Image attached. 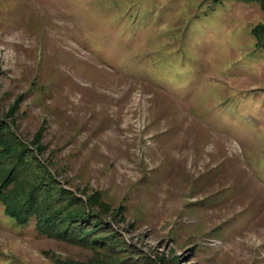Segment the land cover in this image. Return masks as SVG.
<instances>
[{
    "label": "rangeland",
    "instance_id": "374dc122",
    "mask_svg": "<svg viewBox=\"0 0 264 264\" xmlns=\"http://www.w3.org/2000/svg\"><path fill=\"white\" fill-rule=\"evenodd\" d=\"M262 24L256 1L0 0V147L31 161L0 193L43 174L87 215L19 222L0 194V264H264Z\"/></svg>",
    "mask_w": 264,
    "mask_h": 264
},
{
    "label": "trees",
    "instance_id": "16d2710c",
    "mask_svg": "<svg viewBox=\"0 0 264 264\" xmlns=\"http://www.w3.org/2000/svg\"><path fill=\"white\" fill-rule=\"evenodd\" d=\"M242 1H248V2L256 1L261 5L262 9L264 10V0H242ZM253 33L257 39V47L264 48V24L256 26L253 30ZM2 144L0 147V165L4 161L5 157H10V155L15 157V159H13V161L11 162L12 166L8 167L10 170H9V174L7 177H9L10 175L12 176L16 175L15 170L17 167L22 166V165H30L31 161L29 160V158H27L26 153H23L21 150H18L14 154H9V153L6 154L7 152L6 146L4 144L2 146ZM32 167H38V166L37 164H34L31 166V168ZM42 175L43 174H41V176ZM41 176L39 175L35 181L33 180L34 182L32 184H29V189H25L23 194H21L20 198H17V199L14 198L13 202L10 201V198L14 196L15 193H18V191H20L19 186L17 188L15 186L14 188H12V190L8 189L9 190L8 192L4 191L0 193L3 195V201H4V204L7 206L8 212L11 215H13L19 222H27L30 219V216L35 213L37 214L38 217H40L41 220H44L46 224H49L48 226L54 225L55 221L53 219L59 218L57 214L62 209L67 211V214H68L67 215L68 223L67 225H65L66 227H68V224H71L72 221L75 220L74 219L75 216H80L81 220H85L87 215L85 214L84 209H81L78 212H76L74 209H73L74 211L67 209L69 204L72 206L73 202L75 201L74 200L75 198L73 195L71 197V200H69L67 204L60 205L62 209H60L59 206H55V204L52 202L54 200V196L53 194H51V191L55 188V186L53 184H50L49 188H45L46 192L45 190H41L44 184L46 183L48 184V180L46 179L38 181L39 179H41ZM16 179L18 180L19 178H16ZM16 179H14L13 181H10V184L11 182L13 184H16V181H17ZM43 196L45 199L52 198L51 196H53V199L51 201L46 202ZM77 213H81V214L78 215ZM59 221H62V220H59ZM84 226L85 224L80 226V227H83V229L81 230L84 232V235L78 237L79 240L82 242L87 241L88 237H91L90 234L94 231V229H90L88 231L87 227H84ZM94 241L96 242V240H92L91 242L95 243Z\"/></svg>",
    "mask_w": 264,
    "mask_h": 264
}]
</instances>
